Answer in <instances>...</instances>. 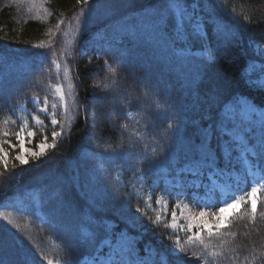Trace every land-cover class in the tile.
Returning <instances> with one entry per match:
<instances>
[{
	"label": "trees",
	"instance_id": "obj_1",
	"mask_svg": "<svg viewBox=\"0 0 264 264\" xmlns=\"http://www.w3.org/2000/svg\"><path fill=\"white\" fill-rule=\"evenodd\" d=\"M186 2L192 5L193 0ZM196 2V12L204 19L202 35L188 29L183 36L176 17L165 7L170 0H89L87 5L78 0H0V141L14 144V135L5 138L2 133L14 134L25 117L30 127V117L21 106L33 109V96H47L54 103L52 90L57 83L70 109L67 116L57 109L65 135L35 162L20 166L16 152L4 145L9 158L7 171L0 163V264H40L44 256L77 264L83 258L109 255L111 249L100 243L105 229L117 240L125 233L120 241L125 262L152 264L146 247L166 252L176 236L165 226L167 222H154L155 201L148 207L145 196L131 190V177L142 176L145 182L178 177L202 196L213 180L225 181L227 172L241 175L243 146L251 150L259 139L264 141L259 123L250 126L237 114L239 128L233 139L241 147L232 152L231 165L218 147V134L212 136L219 157L214 174L197 167L195 150L205 129L214 131L223 118L225 105L242 97L257 108L264 107V81L257 74L264 68V58L251 50L255 44L264 49V0ZM210 12L241 38L229 42L218 35L208 20ZM95 37L106 40L96 41L103 47L88 60L81 49ZM38 44L43 47H33ZM209 55L215 56L214 62ZM53 61L61 65L59 74ZM106 63L123 77H114ZM148 90L147 106L136 116V104H143ZM135 96L142 97L131 108L138 125L126 116L124 107L126 99ZM155 100L160 101L159 110L153 108ZM68 117H75L70 135ZM125 123L141 132L158 129V134L145 135L132 145L129 133L120 127ZM33 129L35 142L46 129L52 143L53 126L48 120L45 128ZM143 145L154 148L155 154L149 150L145 156ZM248 161L253 166L251 156ZM187 235L191 233L180 232L191 257L200 246L190 245ZM203 236L214 245L210 251L219 255L187 259L186 264H244L245 257L248 264H261L264 190L259 193L254 223L244 205L219 235L209 238L205 232Z\"/></svg>",
	"mask_w": 264,
	"mask_h": 264
},
{
	"label": "snow or ice",
	"instance_id": "obj_2",
	"mask_svg": "<svg viewBox=\"0 0 264 264\" xmlns=\"http://www.w3.org/2000/svg\"><path fill=\"white\" fill-rule=\"evenodd\" d=\"M78 2H82V4L87 5L89 4V0H78ZM168 10V14L170 16L174 15L177 18V27L178 29H182L185 25H191L193 31L199 35V31L201 25L204 23V19L200 17L196 9L199 8V3L196 0H193L192 5H188L186 0L184 3H181V0H170L165 6ZM207 5L205 8L207 9ZM189 8L192 10L189 11ZM81 16L84 13L80 14ZM164 18L161 17L160 21H163ZM208 20L210 23L214 25V30L216 33L223 34L229 42H233L235 40L240 39L239 33L232 28L229 24L222 21L214 14L210 12ZM159 22V21H158ZM60 24H63V20L60 21ZM77 24H79V18L77 19ZM35 48H42L43 44L33 45ZM257 50L259 51V45H257ZM204 55V53H202ZM208 60L214 62L215 56L209 55ZM57 69V73L59 74V70L61 69V65L55 61L52 62ZM107 69L113 74L116 75V69L112 68L111 65L106 63ZM68 75L67 69H64V77L66 78ZM113 83L115 84L116 81L114 80ZM71 88V85L69 86ZM54 92L57 94L58 103H49V99L44 97L41 99L38 96H33L31 98V103L33 107L37 111V115L32 116V120L35 121L37 125L41 128H45L44 120L40 118L43 115L50 124L53 126V130L51 131V140L52 143H49V136L47 134V130L42 133V140L35 144V147H26V144L32 143L36 136V130H27L28 129V119L25 117L23 119L22 126L13 134L8 131H4L2 135L5 138H8L10 135L15 136L16 144H12L8 139L0 141V163H3L5 171L8 170V158L9 152L5 149L4 145L7 144L8 147L12 150H16L17 147L19 149L18 154L15 156V161L19 163L20 166L29 165L30 160L35 162L36 160L40 159L44 155H46L49 149H55L57 146L58 141L64 137L65 135V126L61 124V121L57 119V109L62 108L64 114L67 116L70 109L68 107L66 101V94L64 89L60 83H57L54 86ZM150 95V90L145 91L143 93V104L137 103L136 104V116H141L143 107L147 106V98ZM142 100L141 96H135L132 99H126L125 109H126V116L129 119L133 120V123L138 125L140 123L139 119L134 118L131 108L133 106L134 101L140 102ZM154 110L160 109V101L155 100L152 102ZM77 113L79 112V105L76 106ZM49 108H51V113H49ZM225 111L223 118L216 124L215 130L210 131L209 129H205L204 137L200 141V143L196 147V157L194 158V163L197 165L198 168L203 169L207 168L209 172L214 174V168H219L218 160L219 157L216 155V149L213 148L211 139L212 136L218 134L219 144L218 147L221 152L227 153L226 164L231 165L232 163V152L235 149L240 148L241 146L234 141V137L236 132L238 131L239 124L237 122V114L240 115L242 121L247 122L248 125H255L259 123L261 132L264 133V107L257 108L254 104L250 103L245 98H239L232 102L231 106L225 105ZM147 115V113H144ZM75 117H68L67 129L70 135L71 129L73 127V121ZM85 123L88 122V116L85 115L84 117ZM151 119V117H149ZM5 124L8 123L7 120L4 121ZM93 123H95V119H93ZM123 130L129 133L132 145H136L140 141H142L145 135H157L158 129H155L152 133L141 132L139 128L130 127L129 124L125 123L120 126ZM170 129L173 127L171 123L167 125ZM59 129L58 131L56 129ZM147 128V125H145ZM254 131V128H253ZM94 138V135H93ZM238 139V137L236 138ZM38 149V150H37ZM109 149H105L108 151ZM149 150L153 154H155V149L151 148L149 145H143L142 151L145 156L148 154ZM242 158L244 159L245 163H249L248 157L251 156L253 158V167L256 168L257 173L260 174L264 173V141L259 139L257 144L250 150L247 145L243 146L241 152ZM13 169H15V164L13 165ZM136 171H142L137 169ZM221 172L224 169H220ZM251 173V169H249ZM0 177H3V173H0ZM7 179V178H5ZM264 190V174L259 176V179L255 182V186L251 188L250 192H246L244 196L236 197L235 195L230 196L228 199L219 200L213 204H197L198 207H201L203 210L199 212L198 216H194L193 220H197L198 223H191L189 222L187 225L179 223L177 221V213L180 211L179 205H174L172 210L170 211V219L171 223H165L166 227H169L173 230V235L176 236V239L172 242L171 247L163 253L156 252L155 249H149L146 247V251L149 252V256L153 257L152 264H186L187 259H196V260H203L206 256L215 257L219 255V253L215 251H210L214 245L211 244L209 239L208 242L205 241L203 234L206 232L208 237L211 238L213 236H217L220 234L221 229L228 228L229 222L238 214L242 212L243 206L247 205L250 208V216L252 218L253 223L255 222L257 211H258V193ZM148 207H151V197L145 201ZM156 205L160 207L161 212L160 214L155 216V223L160 224L162 223V216L168 217L169 211L167 208V202L163 201L162 199H157L155 201ZM212 210V216L215 218L216 223L212 224L209 223L207 218V211ZM139 211V209H137ZM182 215V212H181ZM4 219H8L7 216ZM11 223V221H9ZM109 230L105 229V236L104 239L100 241L102 245H105L111 249L109 257L107 260L101 259L97 257L94 261V264H126L124 260L125 256V249L120 246V241L125 239V233H121L119 240L115 236L111 238L107 235ZM184 231L186 234L191 233V235H187V241L190 245H199V253L193 251L191 253V257L187 256L188 249L182 243V237L180 236V232ZM235 235V234H233ZM94 238V237H93ZM116 240V244H113V241ZM132 249L129 247L127 249L128 253H131ZM158 257L159 260L157 262ZM169 257L174 259L170 260ZM256 256L253 254V259ZM43 260L47 261V264H54L52 258L47 256L42 257ZM261 264H264V255L259 257ZM55 264H61L59 260L55 261ZM127 264H132V262H127ZM138 264H146V261L140 260ZM244 264H248V259L245 257Z\"/></svg>",
	"mask_w": 264,
	"mask_h": 264
},
{
	"label": "rangeland",
	"instance_id": "obj_3",
	"mask_svg": "<svg viewBox=\"0 0 264 264\" xmlns=\"http://www.w3.org/2000/svg\"><path fill=\"white\" fill-rule=\"evenodd\" d=\"M176 17V16H175ZM177 21V18H176ZM202 26L200 28L199 34L202 35ZM188 29L192 30V26L191 25H185L181 30V33L183 36H185L186 32L188 31ZM194 32V31H193ZM106 33V32H105ZM204 35V33H203ZM104 36V35H103ZM102 36V37H103ZM102 37H95V39L90 40L82 49H81V54L83 56H86L88 60H90V58L96 53L99 52L100 48L103 47L100 45V43H96V41L98 42H105V38ZM257 45H252V52H254L256 57L259 58H264V49L262 48V46H259V51L257 50ZM101 46V47H100ZM95 57L97 55H94ZM105 68L106 65L104 66ZM121 71H116V75L114 77H118V78H122L123 74L120 73ZM258 74V80H262L264 81V68L261 70L257 71ZM95 74H93V79H94ZM113 79V78H111ZM53 93H54V97L53 100L54 102L58 103V99H57V94L54 92V88H53ZM202 92V91H201ZM94 105L98 106L100 105L99 103H94ZM33 106V104H32ZM62 110V108H59ZM20 110L23 113H26L29 115L30 117V127L28 125V129L27 130H34L33 128H40L39 125H37L35 123L34 120H32V116L37 115V111L36 109L33 107V109L28 110L26 109L24 106H21ZM52 110H49V113H51ZM40 118L42 120H44V124L45 121H47L48 119H46L43 115L40 116ZM43 138V137H42ZM42 138L38 141L40 142L42 140ZM49 143H51L48 140ZM37 142L33 141L30 144H26V147H35V144ZM14 144H16V140L14 138ZM38 150V149H37ZM15 151V156L18 154L19 149L17 147ZM243 165H244V171L242 174V177L240 178H235L234 182H232L234 184V186L232 187V189H229L228 187L230 186L228 178H226V182L225 183H215V180L213 181L214 183L211 185L210 189L208 190L209 193H207L205 196H199L198 194H195L194 192H192L190 185L187 183L185 184L183 179H180L178 177H163L161 179V181L158 180H154L152 179L149 182H145L142 176L139 177H134L132 176L130 180L131 183V190H133L136 194H140L143 197L145 196L146 200L149 199V197H151L152 201H156L157 199H162L163 201L167 202V208L169 211V216L168 217H164L162 216V222H167V224L171 223V219H170V211L172 210V208L174 207V205H179V209L180 211H178L177 213V221L179 223L185 224L187 225L189 222L191 223H198L197 220H193L194 216H198L199 212L201 210H203L201 207H198L197 204L199 203L200 205L203 204H213L219 200L222 199H228L230 196L235 195L236 197H240V196H244L246 194V192H250L251 188L253 186H255V182L259 179V175L255 174L257 173V171H255L254 169H251V173L249 172L250 167H248L247 163H245V161H243ZM134 175V174H133ZM229 176H232V173H229ZM154 212H156V214H160L161 209L159 206L156 205L155 203V207H154ZM182 212V215H181ZM207 218L209 220V223L215 224V218L212 216V210H208L207 211ZM168 229H170L171 231H173L171 228L167 227ZM101 259L107 260L109 255H101L99 256ZM50 258V257H49ZM97 257L94 258H83L82 262L83 263H87V264H94V261ZM54 264L55 261L59 260L61 262V264H71L69 262H64V260H60L57 258L52 257ZM124 260L127 261V257H124ZM127 263V262H126ZM40 264H47L46 260H41Z\"/></svg>",
	"mask_w": 264,
	"mask_h": 264
}]
</instances>
